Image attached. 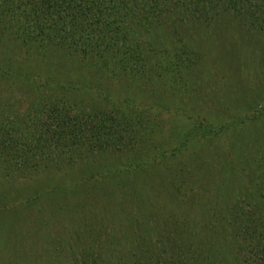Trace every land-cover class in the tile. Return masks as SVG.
<instances>
[{
  "label": "rangeland",
  "instance_id": "rangeland-1",
  "mask_svg": "<svg viewBox=\"0 0 264 264\" xmlns=\"http://www.w3.org/2000/svg\"><path fill=\"white\" fill-rule=\"evenodd\" d=\"M242 12L245 21L255 26L249 29L229 14L220 24L216 19L202 22L194 18L195 24L188 20L187 28L177 27L178 34L187 31L191 35V45L168 43L165 53L154 58L155 64L185 63L186 54L192 53L197 67L173 86L167 82L140 90L74 66L51 69L41 50L28 54L20 47L10 48L11 60L0 61L1 116L18 119L33 105L48 111L50 93L73 83L79 91L74 90L73 95L61 92L69 101L88 107L98 102L104 105L107 99L127 112L132 125L141 130L128 148L133 153L118 154L105 162L111 172H124L106 181L88 177L89 172L100 174L103 162L94 160L72 169L63 154L64 168H51L45 162L33 165L28 157L35 160L40 155L58 154L36 140L8 143L0 166V264H75L76 235L95 231L103 240L111 234L110 227L117 238L128 236L132 248L147 247L143 235L148 234L164 249L158 238L160 228L150 220L155 235L154 229L145 227V217L216 223L217 217H231L241 200L254 217L264 215L255 202L249 205L243 198L248 191H257L264 205V163L257 164L264 159V14L250 17ZM4 43V39L0 41V59L8 53ZM46 118L42 112L39 124L45 125ZM21 121L26 124L21 128L31 135L47 137L43 129L38 130V123L32 121L28 126ZM204 132L206 138L201 140ZM177 166L189 171V181L173 184L176 193L171 187L174 180L168 176ZM182 197L184 204H179ZM135 218L139 222L134 224ZM101 222L109 228H100ZM118 224L126 228L120 230ZM82 239L85 245L92 237Z\"/></svg>",
  "mask_w": 264,
  "mask_h": 264
},
{
  "label": "trees",
  "instance_id": "trees-1",
  "mask_svg": "<svg viewBox=\"0 0 264 264\" xmlns=\"http://www.w3.org/2000/svg\"><path fill=\"white\" fill-rule=\"evenodd\" d=\"M252 7L256 10H249ZM242 10L250 14V17L257 12L264 14V0H0V41L5 40L8 52L4 53L6 57L0 61H9L10 48L20 47L19 50L28 54L41 50L45 63L51 69L59 66L69 70L74 66L99 77L106 75L108 79L116 78L119 85L140 90L167 82L173 86L180 81V76L185 78L189 71L197 67L192 55H189L192 53L186 54L188 57L185 63L155 64L154 58L165 53L163 48L168 43L178 47L191 45V35L187 31L178 34L177 27L183 25V28H187L188 20L195 24L194 18L202 22L216 19L220 24L230 14L240 23L244 21L250 29L255 25L252 21H245ZM147 36L152 37L144 38ZM171 56L174 59L176 55L173 53ZM69 84L62 86L64 90L50 93L51 97L47 99L48 111L42 109V106L33 105L15 120L10 115H0V166L4 163L3 148H7L10 142L22 139L26 144L27 141L31 143L35 140L42 145L47 143L50 151L58 154L40 155L35 160L28 157L33 165L45 162L46 166L50 164L51 168L60 169L67 166L61 157L66 154L68 167L72 169L94 160L103 162L100 174L89 172V179L101 178L106 181L124 174L118 170L111 172L105 162L118 154L133 153L130 151L132 147L128 148L134 145L132 143L139 137L141 129L132 125L127 112L120 111L107 99L104 105L98 102L88 107L72 103L61 94L73 95L72 92L79 91L80 87ZM119 104L120 108L127 109L126 104ZM42 112L47 117L45 125L39 124L42 122ZM72 113L74 116H71ZM21 120L27 121L28 126L32 121L38 123V130L43 129L47 137L43 134L38 138V133H33L36 137L31 135V131L21 128L26 125H21ZM14 122H19L21 126ZM13 134L16 136L13 137ZM200 137L205 140V132ZM259 162L257 164L262 165L264 159L261 158ZM16 173L25 175L24 172ZM168 177L173 178L171 187L177 193L173 184L180 186L184 180L189 181V171L186 168L178 170L177 166ZM243 196L247 204L255 202L260 210H264L257 191L250 190V193L248 191ZM184 198L178 201L179 204H184ZM241 202L237 201L231 217H217L216 223H198L187 217H145V227L154 229L150 227L153 224L155 228H160L157 234L163 240L164 249L154 235L148 234L143 235L146 236L147 247L142 250L132 248L128 236L117 238L112 234V227L111 234L103 240L95 231L82 233L80 237L76 235L75 250L78 251L74 254L77 258L74 263L264 264V215L254 217V212L246 211ZM137 222L138 219L132 220L134 224ZM128 223L131 227L132 224ZM112 224L116 226L115 222ZM99 227L109 228L102 222ZM118 227L120 230L126 228L121 224ZM154 232L156 235L155 229ZM86 235L91 236L92 240L84 245L82 237Z\"/></svg>",
  "mask_w": 264,
  "mask_h": 264
}]
</instances>
